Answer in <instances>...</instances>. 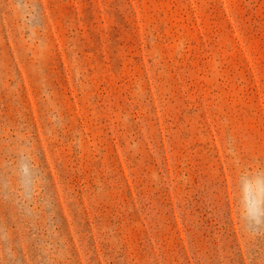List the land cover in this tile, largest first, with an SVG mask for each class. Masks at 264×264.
<instances>
[{"label":"rangeland","instance_id":"1","mask_svg":"<svg viewBox=\"0 0 264 264\" xmlns=\"http://www.w3.org/2000/svg\"><path fill=\"white\" fill-rule=\"evenodd\" d=\"M0 264H264V0H0Z\"/></svg>","mask_w":264,"mask_h":264}]
</instances>
